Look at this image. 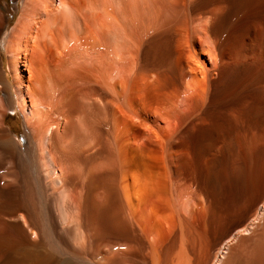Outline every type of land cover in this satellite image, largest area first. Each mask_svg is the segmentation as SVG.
Wrapping results in <instances>:
<instances>
[{
    "label": "bare ground",
    "instance_id": "6f19581e",
    "mask_svg": "<svg viewBox=\"0 0 264 264\" xmlns=\"http://www.w3.org/2000/svg\"><path fill=\"white\" fill-rule=\"evenodd\" d=\"M195 1L23 0L10 31L12 9L0 2L10 75L0 56V264L202 263L200 224L213 229L219 215L187 176L184 134L189 126L196 158L203 128L222 133L211 111L236 128L228 95L238 83L210 84L221 62L211 46L200 47L206 58L196 48L191 23L205 10ZM245 18L264 23V10ZM13 109L20 140L6 124ZM239 192L227 210L242 204ZM257 209L232 235L240 255L230 239L219 249L234 252L233 264H264L263 226L241 252L264 201ZM230 249L216 264L230 262Z\"/></svg>",
    "mask_w": 264,
    "mask_h": 264
},
{
    "label": "rangeland",
    "instance_id": "374dc122",
    "mask_svg": "<svg viewBox=\"0 0 264 264\" xmlns=\"http://www.w3.org/2000/svg\"><path fill=\"white\" fill-rule=\"evenodd\" d=\"M22 1L23 0H16V11H14L12 9L14 5L12 0H0L1 3H7L12 9V12L8 14L10 23L6 28V31H10L18 14L20 13ZM243 1L244 0H197L195 1L196 3H198L197 6H199L197 11H199V13H202L205 10L204 12H207L209 14H207L208 19H203L204 12L202 15L197 13L195 17L197 19V22L196 19H193L191 23V31L192 35L195 36V43L197 46L196 48H198V51L200 50L201 46H206L207 44L206 47L204 46V51L208 50L210 53V50L213 48L212 53L217 58H219L221 62L219 66L217 65L213 69V75L210 77V84L214 87L215 83H218L216 85H219L220 82H227V80H232V78L233 84L238 83V88L233 91V93H230V95H228V103L230 105L229 109L231 110L228 111H230L231 115L235 117L236 121L238 120L235 125L236 128L230 126V121L222 112L216 110L211 111V113H215L214 115L216 117L212 113L214 118H212V115H210V118L216 123L218 122L217 126H219L221 123V126H219L217 129L222 127L223 131L222 129H220L222 132L220 133L217 130L218 134H213L214 136H216L214 138V136H211L212 134L209 133L208 129L206 130V128H203L201 136H203L204 134L205 138H207H200V152L198 153V156L196 158H193L190 153V151L192 152L193 150V141L191 140V131L190 129L188 130V128H190L189 126L185 131L186 133L188 131V133L184 134L187 136H184V139L186 141V145H188L187 148L189 150L187 163L190 161L191 163H189L192 166L191 167L188 163L189 168L191 167L188 172L191 173L192 176L191 174H188L187 176H189L188 178L192 177V179L196 180L200 188L203 190H201L203 192L201 193V196L204 204H206L207 202L210 203L212 200V204L215 205V209L217 210L219 215L218 223L214 225L213 229H208L204 222H202L203 224H200L202 225V228L200 226V229L203 231H201L202 234L207 237H204V239H206V244L208 243V248H206L207 253L205 252L204 258L202 256L200 260L202 262L201 264H216L219 259L218 256H221L220 253L223 252V250L228 251L230 249L229 247L232 246V242L234 245L232 246V249L234 248L235 252V250L237 249L236 246L239 244V241L238 239L236 241L231 239L234 231L242 228L243 226H247L246 223L249 222L250 218L256 213V211H258L257 208L264 201V23H258L254 18H245V15L249 10L260 9L261 11H263L264 0L261 4H259L260 2H254L250 6H245L246 0L244 2ZM216 6L218 7L216 8ZM210 8L212 9V11L210 10ZM200 9L202 12H200ZM215 9L219 12L215 11ZM208 10L210 11L208 12ZM211 13H213V15H211L210 17ZM215 13H218V15H216ZM199 15L202 19L200 21L202 24L199 23V26L201 25V27L198 29L199 26L197 25L199 22ZM207 15L204 17H207ZM209 20L212 21L213 24ZM206 21H208V24ZM194 25V28L197 29L196 31L198 33H195V30L193 29ZM201 29H205L204 35L207 34V38L206 35L203 38L204 35L202 34V32V35L199 33L200 31H202ZM197 35L199 37H202L200 38L201 40ZM208 38H210V41L213 40V44H211L212 42L210 43V41L208 42ZM196 39L200 40V46H198V41ZM203 42L205 44H203ZM208 47L210 48V50L206 49ZM4 51V42L1 39L0 56L4 62L3 69L7 73V55ZM203 52L201 53L200 57L206 58ZM221 66L222 69L217 70L218 67L221 68ZM7 76V78L10 79L9 73H7ZM187 80H189L190 82V79ZM207 105V103L201 105L199 108L202 109H199V112L201 111L202 113L203 111H205L207 109ZM217 114L219 116H217ZM220 115H223V117ZM222 118L223 122L220 121L222 120ZM188 119L189 117H187V124L188 122H190L188 121ZM6 124L9 126V129L16 136V138L20 140L24 133V128L22 116L17 109H13L8 113ZM204 130L208 131L209 134L207 132L205 134ZM219 135L222 138H220ZM208 136L210 137L208 138ZM206 145L209 146L207 147ZM205 185L207 187H205ZM202 186H204L205 189L207 188V192L205 191L207 195L204 193V187ZM239 191H245V194L242 196L241 200L242 204L239 205L240 209L238 208L234 211V207H231L233 208V212L231 211V209L227 210V205L229 206L230 201H232V199L234 200V196L238 194ZM208 194L210 196H208ZM243 198H245V200ZM225 209L227 211H230V213ZM261 218L259 217L257 219V223H254L252 226V230H255V232L251 231V227L250 229H248V231L250 232L247 231V233L243 235L244 238L248 236L247 238L250 241L249 242L247 240V242L243 243L241 249L242 251H240L243 253L245 251L244 254H247L246 252H248L252 244L251 242L254 241L256 239V236L259 235V232L261 230L257 229H262V226L264 228V218H262L263 220ZM260 222H262L261 225H259ZM250 236L254 237H251L250 239ZM228 239H230L231 242L229 240L227 243L226 241ZM225 242L227 245L229 244V247L225 245L227 246V248H222L221 252L219 253L221 245H223V243ZM235 242L238 243L235 244ZM246 246L249 248H247ZM230 251L232 250L230 249ZM234 252L232 251L231 253L227 254H230V262L227 261L228 264H230L234 260L233 256L235 254L238 256L240 255L239 249H237L235 254H232ZM220 260L221 263H225L224 259L223 261L222 259ZM233 263L235 262H232V264Z\"/></svg>",
    "mask_w": 264,
    "mask_h": 264
}]
</instances>
